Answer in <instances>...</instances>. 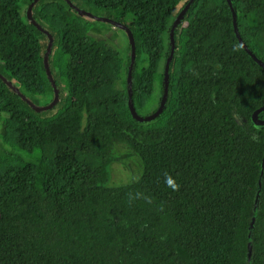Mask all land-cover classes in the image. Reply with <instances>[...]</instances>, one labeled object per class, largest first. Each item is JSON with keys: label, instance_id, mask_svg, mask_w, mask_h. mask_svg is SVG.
<instances>
[{"label": "trees", "instance_id": "1", "mask_svg": "<svg viewBox=\"0 0 264 264\" xmlns=\"http://www.w3.org/2000/svg\"><path fill=\"white\" fill-rule=\"evenodd\" d=\"M32 1L0 0V73L11 83L0 77V264H264V124L252 119L264 67L233 17L264 62V0L192 1L175 31L164 108L149 120L129 106L128 33L123 52L101 37L117 38L112 23L72 11L130 28L132 98L147 116L161 104L171 27L189 0H69L77 9L38 0L33 18L54 38L51 115L21 96L54 98L49 36L27 14ZM118 146L143 168L109 184L112 163L127 157Z\"/></svg>", "mask_w": 264, "mask_h": 264}, {"label": "water", "instance_id": "2", "mask_svg": "<svg viewBox=\"0 0 264 264\" xmlns=\"http://www.w3.org/2000/svg\"><path fill=\"white\" fill-rule=\"evenodd\" d=\"M37 1L38 0H33L30 3V5L28 7V10H27V14H28L29 18L34 23H36L49 36V42H48V46H47V49H46V52H45V64H46V68H47V72H48L49 78H50V80H51V82L53 84V88H54V98H53V100L49 104L43 105V106H38L33 101H31L30 99H28L25 95H23L22 93H21V96L33 108H35L37 111L41 112V111L50 110L51 108H53L56 105V103L59 101L60 97H59V89H58V86H57V83H56V79L54 78V75L52 73V70H51V67H50V64H49V54H50V50L52 48V45L54 43V38H53V36L46 29H44L42 26H40L37 23V21L33 18V15H32L33 7H34V5H35V3ZM192 1L193 0H189V2L187 3V5L185 6V8L175 18V20H174V22L172 24L171 31H170L171 52H170V56H169V58L167 60V64L165 66V92L163 94L162 101H161V104L158 107V109L155 112H153V113H151V114H149L147 116H142V115L138 114V112H137V110L135 108L134 102H133V98H132V69H133V64H134L135 57H136V46H135L134 36H133L130 28L126 24H124L122 22H119V21H116V20H113V19H110V18H106V17H101V16L93 15V14H90V13H87V12L82 11V12H84V14H88L89 16H91V17H93V18H95L97 20H104V21H108V22H110L112 24H115L116 26H118L120 28H123L128 33V35L130 37L131 46H132V58H131V66H130V70H129V85H130V90H129V106H130V109H131L133 115L138 120H149V119H152V118L156 117L162 111V109L164 108V105H165V102H166V95H167V83H168V73H169L170 61H171L172 57L174 56V52H175V31H176L177 26L180 24V22L182 21V19L186 15V12L189 9ZM68 2L71 4V6L74 9H77L78 8L71 1L68 0ZM233 17H234V25L236 27V33H237V36L239 38V41L245 46V48L248 50V52L250 54H252L253 58L259 64H261L264 67V62L258 56H256L249 49V47L244 43L243 38L241 37V35L239 33V30L237 29V14H236V12H235L234 9H233ZM0 77L3 78L8 84L11 85V83H9L8 80L5 79L1 73H0ZM263 110H264V105L255 110V112L253 114V117H252L253 123H255V124H264V119H261L259 117V113L261 111H263Z\"/></svg>", "mask_w": 264, "mask_h": 264}, {"label": "rangeland", "instance_id": "3", "mask_svg": "<svg viewBox=\"0 0 264 264\" xmlns=\"http://www.w3.org/2000/svg\"><path fill=\"white\" fill-rule=\"evenodd\" d=\"M183 3L184 1L180 3V6ZM178 9L179 7L176 9V11ZM72 13L76 15L78 14L84 21H87V19H91L89 15L81 13V12L78 13L77 11L75 12L72 11ZM32 14H33V11H32ZM97 21L111 24L108 21H104V20H97ZM112 26H113V31L117 32L118 34L117 38L112 39L111 34H107L101 37H103L110 43H114L119 49H121L124 52V48L126 45L127 32L123 28H120L116 26L115 24H113ZM3 68H4L3 61L0 60V72L4 71ZM55 77L57 78V80L60 83V86L62 87L64 84L63 77L60 76L58 73H55ZM51 92H52V88L50 87V94ZM34 100L36 101L38 106L49 104L47 103L49 100L48 97L36 96ZM55 111H56V108H52L51 110L47 111L45 115H51ZM6 116L7 115H4V117L0 118V142L2 140V136L4 135L6 131V120H5ZM115 152H116V155L118 156H127V157L122 158L121 160L115 161L114 163H112V170H111V176L109 178V184L128 183V182L135 180L140 175L142 168H143L141 157L137 154L130 153V151L128 150L126 146H118ZM5 154L6 152L1 148V144H0V158L3 159L5 157ZM25 157L28 161H35L34 159L30 157H27V156Z\"/></svg>", "mask_w": 264, "mask_h": 264}, {"label": "clouds", "instance_id": "4", "mask_svg": "<svg viewBox=\"0 0 264 264\" xmlns=\"http://www.w3.org/2000/svg\"><path fill=\"white\" fill-rule=\"evenodd\" d=\"M165 183L167 184L168 187L172 188L174 191H178L180 188V185L171 175H166Z\"/></svg>", "mask_w": 264, "mask_h": 264}]
</instances>
